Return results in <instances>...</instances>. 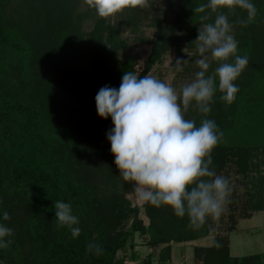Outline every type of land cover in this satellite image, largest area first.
Wrapping results in <instances>:
<instances>
[{
  "label": "trees",
  "instance_id": "trees-1",
  "mask_svg": "<svg viewBox=\"0 0 264 264\" xmlns=\"http://www.w3.org/2000/svg\"><path fill=\"white\" fill-rule=\"evenodd\" d=\"M80 2L0 0V224L13 230L12 236L5 237L12 241L10 246L0 248V264H123L124 257H117V252L133 246L135 232L147 234L152 247L164 244L158 261L165 264L172 242L206 236L213 220L209 217L202 228L193 230L187 216L177 217L167 205L146 202L148 223L144 224L138 207L131 206L118 190L126 187L123 178L102 199L96 182L87 178L82 165L90 148L83 141L103 130L94 110L96 74L101 63L114 56L121 39L111 16L101 18L88 5L80 10ZM251 2L257 11L247 27L234 23L246 18V11L237 8L231 13L236 15L231 20L237 28L236 54L249 60L234 81L239 89L234 102H223L217 90L207 116L192 107L185 113V119L195 120L197 127L203 119H211L223 132L211 153L210 168L214 170L229 161L239 171H246L248 166L258 165L250 160L252 156L264 153V0ZM206 3L208 0H183L181 25L190 42L198 36L202 23L212 22H202L201 14L193 11ZM148 4L121 10L125 12L123 22L135 28L152 11L150 0ZM89 19L91 27L84 29ZM149 25L160 30L148 59L153 62L159 56L166 26L153 16ZM83 53L90 54L91 65L85 83L78 84L73 71ZM233 61L231 57L229 62ZM116 65L114 88L118 89L125 72L135 73V61L124 56ZM217 66L212 62L208 73ZM73 97L80 98L78 105ZM55 201L71 205L79 219L74 225L81 229L78 237L73 238L66 226H58ZM253 208L263 209L260 194ZM5 211L10 220L3 219ZM216 242L220 247L213 244L195 249L200 264H264V251L231 256L226 243ZM89 243L99 245L102 253L86 251Z\"/></svg>",
  "mask_w": 264,
  "mask_h": 264
},
{
  "label": "clouds",
  "instance_id": "clouds-1",
  "mask_svg": "<svg viewBox=\"0 0 264 264\" xmlns=\"http://www.w3.org/2000/svg\"><path fill=\"white\" fill-rule=\"evenodd\" d=\"M97 15L107 18L128 7L146 8L148 0H85ZM227 8L235 13L237 8L246 11V18L234 22L247 27L255 20L256 6L251 0H208L193 9L204 13L206 9L217 13L214 22L202 23L195 39L200 59L199 71L191 82L184 84L179 93L170 84L152 75L140 78L134 72H125L119 88L105 85L95 96L100 117H111L114 127L107 133L114 163L124 181L132 183L139 198L159 207L167 205L177 217L187 216L188 227L199 230L209 217L217 221L232 191L229 179L217 175L210 168L212 150L223 137L214 120L203 119L200 126L195 120L185 119L192 107L207 116L210 103L218 90L220 99L232 104L239 91L234 83L248 65L247 56L237 55L238 41L231 34L233 24L228 15L219 12ZM209 21L210 15L200 17ZM234 57L233 62H229ZM212 62L218 66L208 73ZM187 60L176 58V71H183ZM218 81V85H217ZM58 226H66L73 238L81 229L73 215L72 207L63 201L54 202ZM5 221L11 217L3 213ZM209 231L214 228L209 226ZM13 230L0 224V248H8ZM220 247L219 243H215ZM86 251L100 255L103 249L89 243Z\"/></svg>",
  "mask_w": 264,
  "mask_h": 264
},
{
  "label": "rangeland",
  "instance_id": "rangeland-1",
  "mask_svg": "<svg viewBox=\"0 0 264 264\" xmlns=\"http://www.w3.org/2000/svg\"><path fill=\"white\" fill-rule=\"evenodd\" d=\"M150 3L152 4V11L148 12L147 19L142 18L135 28H131L125 24V21L123 22L125 12L120 11L111 16L110 22L119 27L121 43L114 47V56L107 57V60L101 63L98 69L94 98L101 87L105 85L114 87L116 61L123 60L124 56H130L134 59L135 74L142 77L152 75L173 86L178 93L181 87L191 82L195 73L200 70L196 64V61L201 58L195 42L197 36L193 42H190L181 25L180 10L183 0H150ZM86 5L85 0H81L78 8L83 10ZM218 11L228 15L230 23L232 18L236 17L225 9L221 8ZM200 14V16L210 15L212 22L217 15L208 9ZM152 16L157 17L166 26L164 39L158 47L159 56L153 62L148 61V59L160 30L149 25ZM91 23L92 19H89L88 25L84 23L83 28L89 29ZM236 29L233 26L231 33L233 36L236 34ZM80 56V59H77L75 63L77 65L76 70L73 71L74 83L78 84L85 83L84 80L91 65L90 54L83 53ZM176 58L187 60V63L183 65V71H176L174 66ZM84 94L89 97L88 92ZM73 99L77 105L80 103L79 97L76 99L73 97ZM97 120L102 122L103 130L101 132L97 130L96 137L91 138H85L87 136L85 133V141L83 142L88 144L90 151L84 156L82 167H84L87 178L96 182L100 189L99 196L102 199L103 196L108 195L110 189H114L112 187L114 184L119 186V179L122 177L114 163L115 156L110 151L111 145L107 139L108 131L114 127L112 120L111 118L102 119L100 116ZM97 144L100 149L96 148ZM250 160L253 163H258L257 167L248 166L246 171H239L237 165L227 161L223 168L215 170L217 175L229 179L232 191L219 219L211 222L214 231H209L206 236L194 240L172 242L170 257L165 264H200L201 261L197 258L195 249L213 245L216 240H221L228 245V253L231 256L264 251V153L255 154ZM112 179L113 182L109 183ZM118 190L124 194L131 206L138 207V217L144 224H147L148 218L144 213L146 202L139 198L132 183L126 182V187L123 190H120L119 187ZM259 194L263 200V209L258 211L253 208V202ZM130 223L131 219L127 221L125 228H128ZM132 242V247L127 246L117 252V257H124L123 264H146L148 260L149 263L147 264H161L158 261V253L164 244L152 247L148 244V235L139 232L133 234Z\"/></svg>",
  "mask_w": 264,
  "mask_h": 264
},
{
  "label": "water",
  "instance_id": "water-1",
  "mask_svg": "<svg viewBox=\"0 0 264 264\" xmlns=\"http://www.w3.org/2000/svg\"><path fill=\"white\" fill-rule=\"evenodd\" d=\"M94 110H95V113H96L97 118H99V115H98V113H97V109H96V107L94 108Z\"/></svg>",
  "mask_w": 264,
  "mask_h": 264
}]
</instances>
